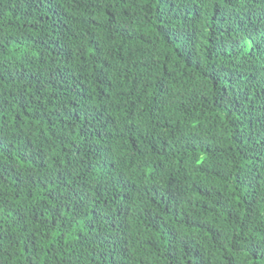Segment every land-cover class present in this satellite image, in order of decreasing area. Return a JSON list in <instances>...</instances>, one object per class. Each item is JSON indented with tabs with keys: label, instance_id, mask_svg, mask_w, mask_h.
Returning <instances> with one entry per match:
<instances>
[{
	"label": "trees",
	"instance_id": "1",
	"mask_svg": "<svg viewBox=\"0 0 264 264\" xmlns=\"http://www.w3.org/2000/svg\"><path fill=\"white\" fill-rule=\"evenodd\" d=\"M0 264H264V0H0Z\"/></svg>",
	"mask_w": 264,
	"mask_h": 264
}]
</instances>
